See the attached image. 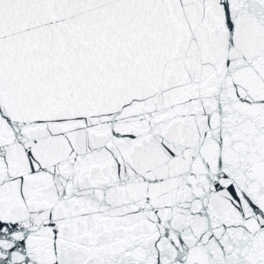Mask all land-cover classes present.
Wrapping results in <instances>:
<instances>
[{"label": "snow or ice", "instance_id": "obj_1", "mask_svg": "<svg viewBox=\"0 0 264 264\" xmlns=\"http://www.w3.org/2000/svg\"><path fill=\"white\" fill-rule=\"evenodd\" d=\"M0 264H264V0H0Z\"/></svg>", "mask_w": 264, "mask_h": 264}]
</instances>
